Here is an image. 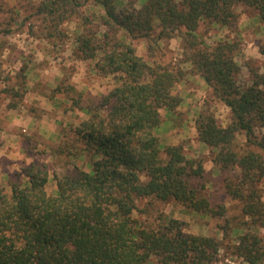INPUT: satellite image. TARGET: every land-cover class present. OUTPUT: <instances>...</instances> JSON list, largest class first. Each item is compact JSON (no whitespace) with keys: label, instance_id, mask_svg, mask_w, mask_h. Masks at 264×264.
<instances>
[{"label":"trees","instance_id":"obj_1","mask_svg":"<svg viewBox=\"0 0 264 264\" xmlns=\"http://www.w3.org/2000/svg\"><path fill=\"white\" fill-rule=\"evenodd\" d=\"M91 1L103 11L106 32L100 42L89 36L77 39L79 60H93L100 53L97 73L113 76L117 84L96 105L84 107L88 118L73 131L81 146L55 150L72 157L91 154V171L75 167L55 177L56 191L49 195L46 165L30 163L22 184L0 190V264H214L220 251L214 238L184 234L175 219L153 229L133 218L137 203L149 199L220 215L202 193V164L187 158L181 145L165 146L162 152L156 135L160 111L173 113L181 104L172 90L182 73L147 63L133 42L151 40L156 30L157 39L187 42L186 61L232 113L226 128L213 116L200 114L197 139L217 150L215 165L240 169L242 184L227 183L226 190L243 202L250 227H264L263 204L255 190L264 176V161L255 152L237 156L232 150L237 132L264 147V133L256 134L264 129V74L251 72L249 83L238 85L239 66L230 55L235 44L210 47L195 33L200 23L231 29L236 6L255 10L264 24V0H147L139 9L136 0L121 6L118 0ZM259 52L264 56V43ZM25 78L23 73V85ZM59 92L57 86L54 93ZM234 249L246 264L264 263V240L254 232L239 235Z\"/></svg>","mask_w":264,"mask_h":264},{"label":"rangeland","instance_id":"obj_2","mask_svg":"<svg viewBox=\"0 0 264 264\" xmlns=\"http://www.w3.org/2000/svg\"><path fill=\"white\" fill-rule=\"evenodd\" d=\"M146 2L147 0H139L140 4ZM126 3L127 0H118L116 5ZM134 6L140 8L138 0ZM234 11L236 22L231 29L217 24L200 23L195 33L200 41L210 47L235 44V49L230 54L239 66L235 79L238 85H247L252 78L251 72L264 74V56L259 52V46L264 43V24L251 8L236 6ZM101 14L102 9L91 0H0V99L4 95H12L11 90L15 84L18 87L15 89L18 91H14L16 97L20 95L23 87L22 74L29 67H39L44 72L46 69L50 70L51 66L56 67L54 64H60L63 76L58 84L61 88L59 94L73 100L69 105L56 104L59 111L62 110L69 117V122L66 121L59 129L61 142L51 145L42 139V151L37 152L40 155L38 159L42 160L40 163L46 165L49 174L45 187L49 195L56 191L55 177L71 173L75 167L91 171V162L95 159L91 154L83 153L72 157L64 152L55 153V150L66 146H81V143H76L73 132L81 121L73 120V113L80 110L79 107L96 105L99 96L108 93L117 84L113 76H101L97 73L96 62L100 59V53L83 65L80 64L82 60H79L77 39L89 36L100 42L102 34L106 32ZM157 32H153L151 40L138 39L133 45L136 54L147 63L167 65L174 72L182 73L181 80L172 90L173 95L181 99V104L173 113L160 111L161 124L156 128L160 148L163 152L165 146L181 145L187 158L202 164L206 172L200 181L204 185L202 193L211 208L220 215L194 212L174 201L163 203L149 199L137 203L133 218L143 227L153 229L163 226L170 219L178 220L184 234L212 237L218 242L220 251L214 264H246L235 254L234 247L238 237L250 231L264 240V227H250V220L243 213V202L233 199L226 190L227 183L234 186L242 184L240 169L237 166L223 169L215 165L212 160L217 150L200 143L196 133L200 114L213 116L218 126L226 128L232 122L231 110L214 96L212 89L186 61L187 42L176 37L157 39ZM75 72L80 75L74 80ZM76 82L88 84L90 90L78 91L74 87L78 84ZM68 111L73 113L69 114ZM263 133L264 129L256 130L259 137ZM232 150L237 156L255 152L264 161V147L258 148L248 142L243 132L235 134ZM162 156L165 158L164 154ZM24 181L25 179L17 182L22 184ZM241 187L248 192L246 185ZM255 190L263 204L264 214V176L256 181Z\"/></svg>","mask_w":264,"mask_h":264},{"label":"crops","instance_id":"obj_3","mask_svg":"<svg viewBox=\"0 0 264 264\" xmlns=\"http://www.w3.org/2000/svg\"><path fill=\"white\" fill-rule=\"evenodd\" d=\"M142 5L138 0V6ZM54 66L44 72L42 68L29 67L20 95L16 97L14 91H18L15 90L18 87L15 84L12 95H4L0 99V189L6 192L10 191L12 183L24 180L26 166L42 162L37 153L42 151V139L51 145L60 143L62 137L59 129L69 122L66 113L56 107V104L69 105L70 100L59 93L54 94L63 76L62 65ZM77 75L80 74L75 72L74 80ZM74 87L80 92L81 89L90 90L88 84L80 82ZM68 112L70 114L72 111ZM73 114V120L88 118L84 107Z\"/></svg>","mask_w":264,"mask_h":264}]
</instances>
